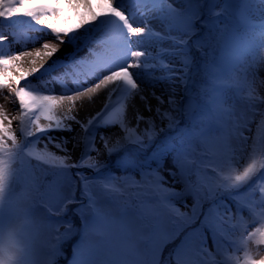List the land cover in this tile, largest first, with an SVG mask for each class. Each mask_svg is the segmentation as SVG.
I'll use <instances>...</instances> for the list:
<instances>
[{"label": "snow or ice", "instance_id": "1", "mask_svg": "<svg viewBox=\"0 0 264 264\" xmlns=\"http://www.w3.org/2000/svg\"><path fill=\"white\" fill-rule=\"evenodd\" d=\"M104 2L0 0V264H264V0Z\"/></svg>", "mask_w": 264, "mask_h": 264}, {"label": "bare ground", "instance_id": "2", "mask_svg": "<svg viewBox=\"0 0 264 264\" xmlns=\"http://www.w3.org/2000/svg\"><path fill=\"white\" fill-rule=\"evenodd\" d=\"M64 7L66 8V11L64 13L65 16H67L69 19H71L73 21L74 24L78 23V21L81 19V17L86 13L89 12L88 7H85V5L83 3H80L79 5L73 4L71 7L64 5ZM90 7L94 10H100V11H105L106 10V3L104 2V0H92V4L90 5ZM87 18L86 20H91V16L90 13H87ZM14 19H18V18H14ZM26 20V18H24ZM7 26V25H5ZM62 27H69L67 26V23H65V21L61 24ZM20 27V26H17ZM4 29V28H3ZM5 33H7V31H5ZM26 35L24 34H18V40H19V44L17 45V47H19L21 44L26 42ZM36 47H39V45H36ZM25 50H31V48H26ZM64 51H66L65 49H62L61 53H58L57 55H61ZM0 52H3L5 54H7L9 52V46L7 43L4 44V46L2 48H0ZM23 71H27V66L25 65ZM13 75H18V73L15 72V70H13ZM55 75V73H54ZM23 83V82H22ZM15 86V84L13 85ZM56 91L59 92L60 91V87L59 85L56 86ZM157 94H159V89H157ZM103 103V93L100 94V97L96 100V103L94 105H86L85 107H80L79 103L76 109V112L74 114H76L78 116V118L83 119L87 114H91L94 113L96 110H99L100 107L102 106ZM151 103L153 104V106H155V100H152ZM136 104L138 107H140V110L144 113L145 116L150 115V113H148L147 111L144 110L143 105L140 103L139 99H136ZM18 101L15 100L14 94L10 93V90H8L7 88H1L0 90V111H3L6 115H8L9 117H14L19 115L18 112ZM127 115L129 117V119H132V123L133 125H135V120L133 119V111L131 108L128 109ZM43 123V121H42ZM18 124L19 121L17 120H13L12 121V127L13 130L17 132V135L19 136V129H18ZM73 127L76 129V132H80V127L79 125H73ZM144 125H141V128H143ZM103 131L105 132L106 135L110 134V132L115 131L117 133V135H123V133L120 132L119 129H103ZM56 135H66V136H71L72 133H57ZM116 139V137H112L111 140L112 142H114ZM96 143L98 146H101V141L99 140V138H97ZM39 147V145H38ZM69 148L72 147L71 144L68 145ZM50 150H55V149H50ZM101 156H100V160L101 161H106L108 160V157H106L104 160L103 158L106 156V154L103 151V148L101 146ZM60 154V153H58ZM120 162L119 160H117L115 158V156L112 158V160L110 161V169H113L115 166L119 165Z\"/></svg>", "mask_w": 264, "mask_h": 264}, {"label": "rangeland", "instance_id": "3", "mask_svg": "<svg viewBox=\"0 0 264 264\" xmlns=\"http://www.w3.org/2000/svg\"><path fill=\"white\" fill-rule=\"evenodd\" d=\"M36 2L39 3L40 0H36ZM93 10H94V9H93ZM95 11H97V12H103V11H100V10H95ZM105 11H106V10H105ZM87 13H89V12H86V13L81 17V19L78 21V23H76V24H74L73 21H72L71 19H69L67 16H65V17H66V19H65V23H67V26H69V27H75L76 25H79V24L82 23L83 21H88V20H86L87 15H88ZM221 19H224V18L222 17ZM20 27H22V26H20ZM9 30H10V29L8 28V26H5L4 29H3V31H7V32H8ZM15 31H16V34H17V35H18V34H24V35L28 34V29L25 28V27H22V28L16 27ZM32 34L35 35V34H37V33L35 32V30H33ZM26 37H27V36H26ZM259 76H260L261 79H264V69H260V71H259ZM0 90H1V88H0ZM106 157H107V155L103 158V160H104ZM111 170H112V171H115V172H117V174H119V173H120V164L117 165V166H115V167H114L113 169H111ZM175 187H176L177 190H179V189L181 188V185H180V184H176ZM176 203H177V206H179V207L181 208L182 211H186V210H187V209H185V208L183 207V204L180 203L179 201H177ZM188 203H189V205L191 204V198H190V197L188 198ZM229 203H231V202L229 201ZM233 207H234V206H233ZM221 211H223V209H221ZM209 246L211 247V240H209ZM241 255H242V253H241ZM60 258H62V259L64 260V257H60ZM60 258H58L57 264H66V262H63V261L61 262V261H60Z\"/></svg>", "mask_w": 264, "mask_h": 264}, {"label": "trees", "instance_id": "4", "mask_svg": "<svg viewBox=\"0 0 264 264\" xmlns=\"http://www.w3.org/2000/svg\"><path fill=\"white\" fill-rule=\"evenodd\" d=\"M188 124V122L187 121H184L182 124H181V126L179 127V133H183V132H185L186 131V125ZM163 136H165V137H168V138H177L178 137V133L177 132H168V133H165V134H163ZM205 207H207V205H205ZM77 226H79V220H78V218H77ZM61 231H63V228H61ZM75 239H78V237H76V236H73V240H75ZM65 252H66V255L67 256H71V254H72V248H71V244H69V245H67L66 247H65ZM60 261L62 262H65V258H64V260L62 259V258H60Z\"/></svg>", "mask_w": 264, "mask_h": 264}]
</instances>
